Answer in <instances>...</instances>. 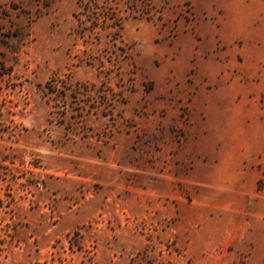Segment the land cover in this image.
Segmentation results:
<instances>
[{
    "label": "rangeland",
    "instance_id": "1",
    "mask_svg": "<svg viewBox=\"0 0 264 264\" xmlns=\"http://www.w3.org/2000/svg\"><path fill=\"white\" fill-rule=\"evenodd\" d=\"M85 2L0 0V264H264V0Z\"/></svg>",
    "mask_w": 264,
    "mask_h": 264
},
{
    "label": "crops",
    "instance_id": "2",
    "mask_svg": "<svg viewBox=\"0 0 264 264\" xmlns=\"http://www.w3.org/2000/svg\"><path fill=\"white\" fill-rule=\"evenodd\" d=\"M242 10V14L240 16H236L234 17L236 20L233 21V25H232V29H231V34L228 36L227 34L225 35L226 38H229L231 36H233L234 34H237V35H242V36H245V37H249L250 34L248 33L250 28H248V26H250L253 22V20L257 17V9H247L245 10V8H241ZM253 39V38H252ZM249 139V138H248ZM250 140L253 141V139H249V142ZM242 158H246V156L244 155H239L237 156L236 160L237 161H241ZM236 232H237V229L236 227L234 226H231L230 227V236L229 238H227L228 240H226L227 242L229 241H232L233 239H235L236 237ZM202 239V237H201ZM205 246L207 247V244H205ZM209 247L210 246H213V244L211 245H208Z\"/></svg>",
    "mask_w": 264,
    "mask_h": 264
},
{
    "label": "trees",
    "instance_id": "3",
    "mask_svg": "<svg viewBox=\"0 0 264 264\" xmlns=\"http://www.w3.org/2000/svg\"><path fill=\"white\" fill-rule=\"evenodd\" d=\"M78 1V3H79V6H81V4H82V0H77ZM94 5V6H96L97 5V0H87V2H85V4H84V7L85 6H89V5ZM75 16L77 15L76 13L74 14ZM109 17V19H111V26H113V25H116L117 27H121L120 26V22H118L119 21V19L118 18H116V16H114V15H112V16H108Z\"/></svg>",
    "mask_w": 264,
    "mask_h": 264
}]
</instances>
